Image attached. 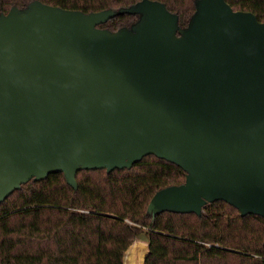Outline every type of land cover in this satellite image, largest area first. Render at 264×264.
<instances>
[{
    "label": "water",
    "instance_id": "water-1",
    "mask_svg": "<svg viewBox=\"0 0 264 264\" xmlns=\"http://www.w3.org/2000/svg\"><path fill=\"white\" fill-rule=\"evenodd\" d=\"M140 14L131 28L99 26ZM154 155L186 172L149 211L201 215L224 201L264 218V22L196 0L188 27L166 4L84 13L36 1L0 15V205L23 184L130 169ZM136 240L123 264H146Z\"/></svg>",
    "mask_w": 264,
    "mask_h": 264
},
{
    "label": "trees",
    "instance_id": "trees-1",
    "mask_svg": "<svg viewBox=\"0 0 264 264\" xmlns=\"http://www.w3.org/2000/svg\"><path fill=\"white\" fill-rule=\"evenodd\" d=\"M36 1L84 13L130 9L143 0H0V15ZM188 27L196 0H156ZM264 22V0H226ZM140 14H118L100 25L131 28ZM186 172L154 155L130 169L82 170L78 188L63 173L23 184L0 205V264H123L127 248L146 240V264H264V218L242 216L224 201L203 213L150 212L153 196L183 184Z\"/></svg>",
    "mask_w": 264,
    "mask_h": 264
},
{
    "label": "rangeland",
    "instance_id": "rangeland-1",
    "mask_svg": "<svg viewBox=\"0 0 264 264\" xmlns=\"http://www.w3.org/2000/svg\"><path fill=\"white\" fill-rule=\"evenodd\" d=\"M143 241L147 242L146 240H143Z\"/></svg>",
    "mask_w": 264,
    "mask_h": 264
}]
</instances>
